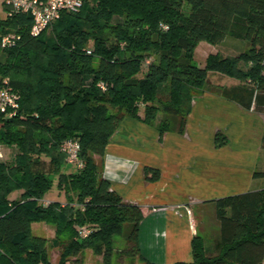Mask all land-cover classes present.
Listing matches in <instances>:
<instances>
[{"label": "trees", "instance_id": "1", "mask_svg": "<svg viewBox=\"0 0 264 264\" xmlns=\"http://www.w3.org/2000/svg\"><path fill=\"white\" fill-rule=\"evenodd\" d=\"M81 1L77 12L62 11L37 36L30 13L8 15L3 3L0 82L18 93L19 109L0 120V143L16 150L13 164L0 160V264H50L46 239L32 235L35 222L65 238L60 264H84L86 249L101 264L119 258L153 264L139 247L142 208L98 176L93 156L104 157L127 118L150 124L161 114L159 141L166 132L183 134L193 93L206 88L212 73L231 80L223 98L264 115V0ZM8 34L14 43L2 46ZM226 37L248 49L233 57L209 54L196 64L199 43ZM69 139L80 144L83 168L67 173L60 147ZM215 140L222 146L226 139L216 132ZM251 177L264 178V171ZM55 189L66 202L43 203ZM214 203L219 237L206 247L194 235L192 260L174 264H264V187ZM114 236L124 238L121 249L113 247Z\"/></svg>", "mask_w": 264, "mask_h": 264}, {"label": "rangeland", "instance_id": "2", "mask_svg": "<svg viewBox=\"0 0 264 264\" xmlns=\"http://www.w3.org/2000/svg\"><path fill=\"white\" fill-rule=\"evenodd\" d=\"M50 29L51 26L46 32L48 33ZM247 49L248 46L244 41L231 37H226L224 41L217 45L201 42L195 49V61L198 66H202L203 60L209 54L233 57ZM229 80L230 78L225 76L215 73L209 74L206 88L196 90L193 93L191 112L186 117L184 132L186 134L184 136L176 132H166L162 140L159 141L156 127L163 120L161 119V114H158L156 119L150 124H145L141 120L127 118L123 120L111 138L104 157L93 156V160L98 166V176L107 180L113 190L119 194V191L116 190L117 187L128 188L123 196L119 194L123 201H125L124 199L127 196H130L135 202L129 203H135L140 207L142 205L146 206L143 209L149 215L156 214L162 209L171 212L175 209L184 211L185 214L183 216L188 219L189 223L195 221L196 234L202 238L206 247H211L212 241L218 238L220 233L219 223L215 214L214 199L223 197L221 195L224 193L226 195L236 194L237 188L233 186L235 189L231 190V185L226 182L232 180L237 186H242L249 177L251 178L254 170L264 171V149L260 148L264 115L245 111L235 103L223 98L220 92L224 86L230 85L231 80ZM191 119L195 120L191 121ZM188 126H190L189 131L187 130ZM216 129L226 139L225 144L222 146L216 145ZM186 131L191 134L188 136ZM169 133L171 136L165 141L164 138L168 137ZM183 137L186 140H182ZM116 148L119 151L123 150L126 155L115 154ZM0 149L3 153V160L13 164L16 154L15 148L0 143ZM130 153H132L131 157L133 160L129 157ZM178 153L180 155L185 153V155H182V159H179L180 157L176 156ZM42 160L45 163L48 161L44 157H42ZM173 164L175 166L185 165L183 170L186 173H188L189 168H192L190 173L194 174L193 176L197 180L201 179L204 182L209 178L210 182L198 185L199 188L206 185H219V189H222L218 190V194H214L211 191V197L206 200L191 201L190 199H184L176 203L169 201L170 203L168 204H158L156 202L158 200L156 198L157 194L165 193L162 196V201L166 203L169 200L167 199V194H173L171 189L174 187L173 182L180 175L183 177L181 173L180 175H171L173 172L166 171V179L171 177L170 181L172 184L164 183L160 180L162 178V167H165V169L169 167L170 169ZM145 168L148 169V178L143 173ZM174 168L175 172L179 173V169L177 167ZM73 170H76V168L65 164V172L68 173ZM137 171L141 173L138 177L136 176ZM153 172L157 173V179L150 178V173L152 174ZM215 172L218 175H215ZM189 178L185 177L180 186H175L178 196L184 192L180 187L186 190L185 186H193L189 182ZM178 183L180 182L175 185ZM249 185L250 189L262 188L264 187V178L256 179L253 182L249 181ZM248 186H244L243 190L248 188ZM169 191L172 192L169 193ZM212 196L216 198L213 199ZM47 199L60 201L61 203L66 202L63 191L58 189L51 191V195L44 197L43 201ZM31 228L32 235L46 239L47 257L50 264H60L64 249L63 244L66 241L64 240L65 238L58 237L55 233V227L48 223L35 222ZM123 245L124 238L122 236L113 237V247L115 249H121ZM83 256L84 264H101V257L95 255L92 249H86L83 252ZM138 263L140 262L136 261L135 264ZM114 264H128V261L119 258Z\"/></svg>", "mask_w": 264, "mask_h": 264}, {"label": "crops", "instance_id": "3", "mask_svg": "<svg viewBox=\"0 0 264 264\" xmlns=\"http://www.w3.org/2000/svg\"><path fill=\"white\" fill-rule=\"evenodd\" d=\"M4 0H0V19L4 18L6 16V12H5V8H4ZM4 13V14H1ZM2 15V16H1ZM233 118V117H232ZM195 120V119H193ZM191 119V121H193ZM233 120V119H232ZM226 121V120H225ZM189 127L187 128V130L189 131ZM262 129H264V125H262ZM193 130V129H191ZM227 130V129H226ZM221 131V130H220ZM185 132V131H184ZM187 132V131H186ZM217 132V129L216 131ZM194 133V132H193ZM183 133L182 136H184ZM188 136L189 132H187ZM195 135V133H194ZM168 136V135H167ZM170 133L169 136L164 138L165 141H167V138H170ZM192 137V135H190ZM190 137V139L192 140V138ZM182 140H186L184 137ZM172 145V144H169ZM172 149V147H170ZM168 149V148H167ZM107 151V150H106ZM121 150L119 151L118 148H116L115 150V154L117 155H126L125 152ZM182 155H185V153L183 154H176L177 157H180L179 159H182ZM132 153L129 154V157L133 160V158L131 157ZM170 162V161H169ZM183 162V161H182ZM184 162H186V160H184ZM174 165V164H173ZM171 166V168L169 169L165 167H162V178L160 180H162L164 183H171V177L170 179H166V171H171L173 173H171V175H177L180 173L182 174L183 177H181V175L179 176V178H177L176 181L173 182V194L169 195L167 194V199H169L166 203H164L162 200V196L165 193H161V194H157L158 200L156 201L158 204H168L172 201V203H176V202H180L183 201L184 199H190L191 201H199V200H206L209 199V197H211V191L214 192V194H218V190L219 189V185L215 186V185H206L204 186H199L198 185H202L203 183L208 184L209 178H207V181H202L197 180L194 178V174H191L190 172H192V168H189L188 173L184 172L183 168L185 165L181 164V165H177V166ZM187 166V164H186ZM177 167L179 169V173L175 172V168ZM190 167V166H188ZM169 169V170H168ZM194 169V168H193ZM195 172V171H194ZM144 173V172H143ZM142 173V175H143ZM190 173V174H189ZM141 173L139 171H137L136 176L138 177ZM185 177L188 179L189 177V182L191 184H193V186H185L186 190H184L185 188L180 187V189H182L184 192L178 196L176 193V188L175 186H180L183 182V180H185ZM251 179V180H250ZM249 181L253 182L254 179H252V177L248 178V180L246 181L245 184H243L242 186L239 185L237 186L235 184L234 181L230 180L229 182H226L228 185H231V190L235 189V187L237 188L235 193H239V192H244L245 190L248 191L250 190V185H249ZM177 182V185H175ZM249 185V186H248ZM211 186V187H210ZM235 186V187H233ZM244 186H248V188H246L245 190H243ZM197 187V188H196ZM179 188V187H178ZM128 188L123 187V186H119L116 188V190L119 191V194L121 196H123L125 194V192L127 191ZM254 189H258L254 188ZM172 191H169V193H171ZM226 193H224L221 196H225ZM218 196V195H217ZM193 198V199H192ZM212 198H216L214 196H212ZM126 202H132L133 199L130 198V196H127L126 199H124ZM170 201V202H169ZM135 202V201H133ZM143 213H144V220L141 222L140 224V231H139V247H140V252L142 254V256L149 261L150 263L153 264H174L176 262H190L192 260V255H191V239L194 235H196V223L195 221L193 223H189L188 219L183 216L185 214V212L180 211V209H175L173 212L169 211V210H165L162 209L161 211L157 212L156 214H146L145 213V209L146 206H141ZM183 216V217H182ZM141 264V263H138Z\"/></svg>", "mask_w": 264, "mask_h": 264}, {"label": "built area", "instance_id": "4", "mask_svg": "<svg viewBox=\"0 0 264 264\" xmlns=\"http://www.w3.org/2000/svg\"><path fill=\"white\" fill-rule=\"evenodd\" d=\"M10 7L11 13H30L33 17V24L30 32L32 35H39L53 21L59 18L62 11L75 12L82 6L81 0H4ZM15 36L8 34L1 39L2 46H11ZM103 88V86H101ZM19 95L11 87L6 79L0 82V120L10 119L17 115L19 109ZM60 151L65 154L67 164L76 169L83 168L82 160L79 157L80 144L76 140H66L60 147ZM3 153L0 149V160H3ZM47 203V201H42ZM88 229L81 231V236L89 234Z\"/></svg>", "mask_w": 264, "mask_h": 264}, {"label": "flooded vegetation", "instance_id": "5", "mask_svg": "<svg viewBox=\"0 0 264 264\" xmlns=\"http://www.w3.org/2000/svg\"><path fill=\"white\" fill-rule=\"evenodd\" d=\"M155 175H156V172H153L152 174L150 173V178H154ZM147 177H149L148 174H147Z\"/></svg>", "mask_w": 264, "mask_h": 264}, {"label": "bare ground", "instance_id": "6", "mask_svg": "<svg viewBox=\"0 0 264 264\" xmlns=\"http://www.w3.org/2000/svg\"><path fill=\"white\" fill-rule=\"evenodd\" d=\"M253 135V134H252ZM192 143V142H191ZM241 150H244V149H241ZM240 150V151H241ZM249 150V149H248ZM255 150V149H254ZM256 151V150H255ZM139 162V161H138ZM215 175L217 174L216 172L214 173ZM218 175V174H217ZM219 175H220V173H219ZM220 177H221V175H220Z\"/></svg>", "mask_w": 264, "mask_h": 264}]
</instances>
